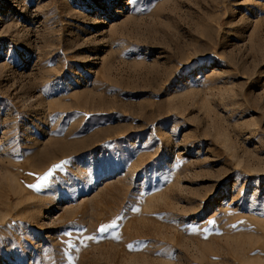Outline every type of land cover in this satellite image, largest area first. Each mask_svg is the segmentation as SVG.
<instances>
[{
	"label": "rangeland",
	"instance_id": "1",
	"mask_svg": "<svg viewBox=\"0 0 264 264\" xmlns=\"http://www.w3.org/2000/svg\"><path fill=\"white\" fill-rule=\"evenodd\" d=\"M0 264H264V0H0Z\"/></svg>",
	"mask_w": 264,
	"mask_h": 264
},
{
	"label": "snow or ice",
	"instance_id": "2",
	"mask_svg": "<svg viewBox=\"0 0 264 264\" xmlns=\"http://www.w3.org/2000/svg\"><path fill=\"white\" fill-rule=\"evenodd\" d=\"M48 175L50 176L51 173H49ZM47 178H48V177L46 176L44 179L47 180ZM30 187H31V186H30ZM100 230H101V231H105V230H106V226H105V227H102Z\"/></svg>",
	"mask_w": 264,
	"mask_h": 264
}]
</instances>
